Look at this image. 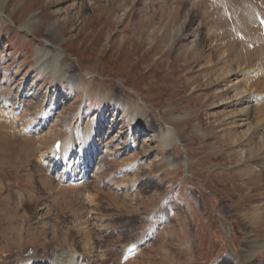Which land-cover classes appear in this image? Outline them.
<instances>
[{"label": "rangeland", "instance_id": "374dc122", "mask_svg": "<svg viewBox=\"0 0 264 264\" xmlns=\"http://www.w3.org/2000/svg\"><path fill=\"white\" fill-rule=\"evenodd\" d=\"M197 1L0 0V262L264 264V28ZM101 121L88 181L58 190L54 141Z\"/></svg>", "mask_w": 264, "mask_h": 264}, {"label": "bare ground", "instance_id": "6f19581e", "mask_svg": "<svg viewBox=\"0 0 264 264\" xmlns=\"http://www.w3.org/2000/svg\"><path fill=\"white\" fill-rule=\"evenodd\" d=\"M236 1L237 0H235V1L229 0L228 3L232 4L236 13L239 15L237 18H239L241 21H244V24H245L244 26L246 28V31L249 32L250 39H252L256 42L263 41V38L260 35L261 32H258L257 30H259V28L261 29V27L264 28V20L261 21V19H260V22H259V16L257 15V12L259 11L260 13H264V0H261V1L251 0V1H253L254 4L253 5H247V6L245 4L244 5L241 4V2H236ZM228 3H218L217 4L216 9H217V12L219 13L217 15V18H218V20L222 19L223 20V21H221L222 23H224L225 20L228 21V19L234 18L226 10H223V8L225 9V7ZM33 22L34 21L32 19H29V21H27L26 23L23 22L22 26L26 27V28L28 27L27 29H29V28H31L30 26L32 25ZM24 24H26V25H24ZM55 24H56V22L51 23L50 30L52 32L56 31L55 33H57V30H55V28H54ZM260 25H262V26H260ZM46 43L47 42L45 41V44ZM47 46L49 48H51V47L57 48V50L60 48V45L53 44L52 42H51V44H48ZM49 48L45 52L44 60L42 61L41 69L43 71H48L49 73L50 72L52 73V72H55L57 69V65L59 64L57 62H58V59L61 57V54L60 53L54 54L52 49H49ZM41 53L42 52H40V54ZM232 72L233 71H231V73ZM229 73H230V71H229ZM37 89L38 88L36 85H32V88L30 90H33V93H31L30 96L34 95ZM234 89L236 91L235 96L233 97V98H236L234 100V102H238V103H239V101L242 102L243 99L248 97L246 89L245 90H239V88H237V87H235ZM27 95H28V93L27 94L22 93L21 97H28ZM261 99H262V95L254 94V95H251L249 99L244 100L241 104H243L245 102L257 103V102H260ZM5 100H6V98H5ZM7 102L8 101H5V103H4L5 110L7 107L6 106ZM7 111L8 112H5L6 113L5 122L12 125V126H14L13 124H17L18 122L21 125L20 121L17 118L18 117L17 113L14 112L15 115L12 114V110L10 111L9 107H8ZM56 113L57 112L52 113L51 111H48L45 114L46 116L43 119H47L48 117L54 116V114H56ZM81 118H85V117L81 116ZM261 120H262V118H261ZM11 121H13L15 123H12ZM101 122L102 123H94V125H90L83 132L80 131L77 134H75L74 136L71 135V136L61 137V138L59 137L57 140L54 141V144H53L52 149H51V155L49 157H47V160H49L51 162V166H52L51 170L61 171V172H59V174L57 176L54 177L55 180H60L61 183H63V182L67 183V186H65V187L63 186L64 187L63 189L58 188V190L66 191V188L71 190V188H76L77 185H79L81 183L84 184L88 181V177L90 176V173L88 172V170L89 171H92V170H90V167L87 163H88V161H89V163H91L90 162V159H92L91 156L98 153V151L100 152V149L102 148L100 146V143L97 140L98 139L97 134L101 131L102 125H104L103 121H101ZM21 128H22L21 133L28 131V130H24L22 125H21ZM167 130H168V133L170 135L172 134V137L175 136V131L171 127H168ZM131 137H133V136L130 135V138ZM172 137H169V138H172ZM57 143H59V145H57ZM135 147H137V143L132 141L131 145L127 149V152L133 150ZM60 187L62 188V186H60ZM156 227H157V225H156ZM155 229H157V228H153V230H155ZM150 232H147L145 234L146 237L141 243H139L140 244L139 246L144 245L145 242H148L151 239H153L152 236L155 232H153V233L151 232L152 234H150ZM139 246L138 247H132V246L129 247L128 249L125 250L124 254L129 255V251L130 252L134 251L135 255L138 254V252L140 251ZM35 263H36V261H35ZM69 263H70V260H69ZM23 264H32V263L31 262H23ZM72 264H85V263H83L82 260H76V261L74 260L72 262Z\"/></svg>", "mask_w": 264, "mask_h": 264}, {"label": "crops", "instance_id": "0c3cea01", "mask_svg": "<svg viewBox=\"0 0 264 264\" xmlns=\"http://www.w3.org/2000/svg\"><path fill=\"white\" fill-rule=\"evenodd\" d=\"M201 2V1H200ZM202 2H213V0H202ZM223 2H227L226 0H223ZM236 2H243V0H240V1H236ZM2 263V262H0Z\"/></svg>", "mask_w": 264, "mask_h": 264}]
</instances>
